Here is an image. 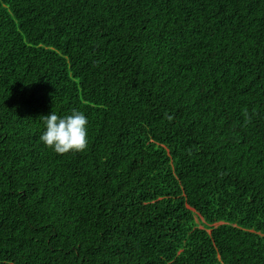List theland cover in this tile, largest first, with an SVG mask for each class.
I'll use <instances>...</instances> for the list:
<instances>
[{"label":"trees","instance_id":"trees-1","mask_svg":"<svg viewBox=\"0 0 264 264\" xmlns=\"http://www.w3.org/2000/svg\"><path fill=\"white\" fill-rule=\"evenodd\" d=\"M0 264H264V0H0Z\"/></svg>","mask_w":264,"mask_h":264},{"label":"clouds","instance_id":"clouds-1","mask_svg":"<svg viewBox=\"0 0 264 264\" xmlns=\"http://www.w3.org/2000/svg\"><path fill=\"white\" fill-rule=\"evenodd\" d=\"M44 131L40 142L57 154L82 152L88 145V118L78 110L60 116L52 111L42 117Z\"/></svg>","mask_w":264,"mask_h":264}]
</instances>
